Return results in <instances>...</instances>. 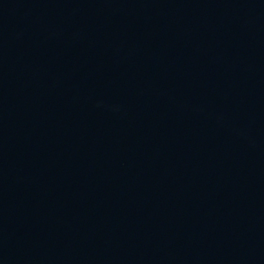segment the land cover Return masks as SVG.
<instances>
[{"label": "water", "instance_id": "water-1", "mask_svg": "<svg viewBox=\"0 0 264 264\" xmlns=\"http://www.w3.org/2000/svg\"><path fill=\"white\" fill-rule=\"evenodd\" d=\"M0 264H264V0H0Z\"/></svg>", "mask_w": 264, "mask_h": 264}]
</instances>
